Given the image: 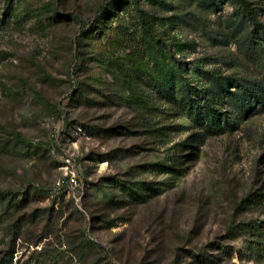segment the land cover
Instances as JSON below:
<instances>
[{"label": "rangeland", "instance_id": "rangeland-1", "mask_svg": "<svg viewBox=\"0 0 264 264\" xmlns=\"http://www.w3.org/2000/svg\"><path fill=\"white\" fill-rule=\"evenodd\" d=\"M9 1L0 0V190L26 198L0 199V264H264L250 249L264 223V108L211 136L151 87L180 61L200 87L211 75L264 77V48L235 27L239 4L145 1L163 18L147 49L135 12L107 16L114 0H13L2 22ZM248 1L264 24V0ZM142 58L155 73L141 83L157 95L150 112L121 99L119 65ZM104 178L163 191L136 204Z\"/></svg>", "mask_w": 264, "mask_h": 264}, {"label": "trees", "instance_id": "trees-1", "mask_svg": "<svg viewBox=\"0 0 264 264\" xmlns=\"http://www.w3.org/2000/svg\"><path fill=\"white\" fill-rule=\"evenodd\" d=\"M152 5H159L165 10H170L167 0H114L113 6L107 9V16L113 13L120 15L124 12H135L141 22L142 32L140 33L141 44L145 48H151L152 44L159 43L161 38L158 34L157 24L163 22L161 16L152 14L143 9L142 3L145 2ZM228 1V0H223ZM239 4L240 17L236 20V29L242 31L246 29V39L248 47L251 49L264 48V24L259 21L248 0H234ZM199 3L213 7L215 3L221 0H198ZM13 0L7 5L2 22L9 21L15 12L12 6ZM254 26V27H253ZM99 34L105 35L100 30ZM245 39V40H246ZM136 49V48H135ZM134 49V50H135ZM131 52H134L131 50ZM167 55V54H166ZM168 56V55H167ZM158 71L161 65L157 64V57H153ZM132 65L120 66L119 81L125 87L126 93L122 96V101L130 108L136 110H154L153 97L144 89L143 83L144 72L154 73L149 67H146V61L131 60ZM184 68V69H183ZM79 69V68H78ZM183 71L186 73L185 62L180 61L179 66L163 68L161 73L154 75L151 87L158 89L162 94V99L175 107L177 114L185 118L186 122L195 124L205 133L215 136L224 134L230 128H236V123L240 115L247 114L255 108H264V77L240 80L235 76L211 75L209 83L199 84L196 86L191 84L189 80L183 77ZM152 88V89H153ZM225 104H230L227 111ZM180 127L182 125H179ZM192 154V153H190ZM169 168V167H168ZM178 173L182 174L179 168ZM105 184L111 187L126 188L125 200L142 204L147 202L152 194L163 191L160 187H155L149 182L134 181L131 185L117 178H104ZM158 184H161L160 182ZM14 190H0V199H8L19 204V197L25 199V193L16 195ZM253 226V235L256 239L251 244V252L259 257H264V223L257 221ZM10 264H12L10 262Z\"/></svg>", "mask_w": 264, "mask_h": 264}]
</instances>
